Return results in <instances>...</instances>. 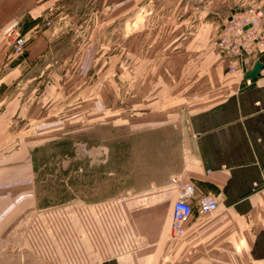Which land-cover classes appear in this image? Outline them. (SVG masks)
Segmentation results:
<instances>
[{
  "label": "crops",
  "instance_id": "obj_1",
  "mask_svg": "<svg viewBox=\"0 0 264 264\" xmlns=\"http://www.w3.org/2000/svg\"><path fill=\"white\" fill-rule=\"evenodd\" d=\"M33 5L0 0V264H264V76L246 82L203 46L196 77L202 88L191 109L168 110L185 115L173 132L180 142L175 167L160 168L167 159L159 134L169 128L163 112L144 113L152 121L127 131L137 141L127 146L116 190L114 159L91 155L84 183L75 170L73 194L64 189L56 196L50 166L66 160L42 155L49 142L35 155L17 96L15 111L3 106L24 63L47 46L48 34L38 35L19 61L2 39L19 18L32 16ZM256 60L264 62V51ZM131 150L142 168L137 173L123 167L131 164ZM185 182L195 187L193 214L172 238V204ZM202 194L216 198L215 212H198Z\"/></svg>",
  "mask_w": 264,
  "mask_h": 264
},
{
  "label": "rangeland",
  "instance_id": "obj_2",
  "mask_svg": "<svg viewBox=\"0 0 264 264\" xmlns=\"http://www.w3.org/2000/svg\"><path fill=\"white\" fill-rule=\"evenodd\" d=\"M42 1L34 0L33 17L19 18L16 29L26 36V47L48 34L47 46L24 63L21 81L11 86L3 106L15 111L11 100L17 96L19 119L28 122L35 155L41 156L36 147L49 142L42 155L66 160L64 166H50L56 196L64 189L73 194L75 170L84 183L91 167L85 159L91 155L114 159L116 190L127 146L137 141L131 133L129 140L127 131L152 121L145 122L144 113L163 112L162 126L169 128L159 134L167 159L160 168L175 167L180 142L173 132L185 115L168 110L191 109L193 94L202 88L196 79L199 53L205 46L220 55L213 41L230 16L264 8V0ZM8 30L2 39L9 46ZM134 153L123 167L137 173L142 168Z\"/></svg>",
  "mask_w": 264,
  "mask_h": 264
},
{
  "label": "built area",
  "instance_id": "obj_3",
  "mask_svg": "<svg viewBox=\"0 0 264 264\" xmlns=\"http://www.w3.org/2000/svg\"><path fill=\"white\" fill-rule=\"evenodd\" d=\"M12 54L24 55L26 36L16 28L6 32ZM214 47L226 61L228 72H238L244 81L251 79L245 75L258 60V55L264 51V8H247L241 12L233 13L228 21L220 28L219 36L213 41ZM248 66H251L250 69ZM257 75L264 76V62ZM256 75V76H257ZM195 187L192 183L180 184L177 198L172 204L171 237L177 238L184 232V224L192 214L193 206L190 198ZM197 210L201 214L215 212L219 204L210 194H202L196 198Z\"/></svg>",
  "mask_w": 264,
  "mask_h": 264
},
{
  "label": "water",
  "instance_id": "obj_4",
  "mask_svg": "<svg viewBox=\"0 0 264 264\" xmlns=\"http://www.w3.org/2000/svg\"><path fill=\"white\" fill-rule=\"evenodd\" d=\"M263 62L260 60L256 61L251 70L245 75V78L253 79L256 77L259 69L262 67Z\"/></svg>",
  "mask_w": 264,
  "mask_h": 264
}]
</instances>
